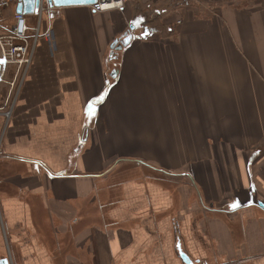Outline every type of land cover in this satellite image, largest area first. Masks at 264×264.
I'll list each match as a JSON object with an SVG mask.
<instances>
[{
    "label": "crops",
    "instance_id": "crops-1",
    "mask_svg": "<svg viewBox=\"0 0 264 264\" xmlns=\"http://www.w3.org/2000/svg\"><path fill=\"white\" fill-rule=\"evenodd\" d=\"M188 1L101 14L47 3L38 32L53 43L39 39L7 124L16 74L0 67V260L183 264L180 232L202 263L264 264V0ZM15 14L3 11L0 36ZM124 164L188 188L176 201L132 186L124 214L106 212L98 194Z\"/></svg>",
    "mask_w": 264,
    "mask_h": 264
},
{
    "label": "rangeland",
    "instance_id": "rangeland-1",
    "mask_svg": "<svg viewBox=\"0 0 264 264\" xmlns=\"http://www.w3.org/2000/svg\"><path fill=\"white\" fill-rule=\"evenodd\" d=\"M96 14H98V13H96ZM99 21L100 22H99L98 26L106 28L108 25L111 24L110 22H112L113 20L102 17V18H100ZM35 52H36V50H35ZM33 57H35V54L31 57L32 59H31L30 66L34 60ZM30 66L28 67V69L30 68ZM28 69L26 70L27 72L25 73V76L22 77V83H21L20 90L23 86L26 75L28 74ZM20 90L17 92H15V90H14L12 92L10 99L8 101V104H7V109H5V111L1 110V112H2L1 117H2L3 121H5V123L7 121H9L11 114H12L11 113L9 115V114H5V113H7V111H9L10 109L12 110L14 108V104H15V101L17 99L16 96L19 94ZM2 134H3V132H2ZM187 181L188 180L185 179V177L183 179H181V178L175 179V178H172L170 176H167L165 174H162L160 172H157V171L149 169V168H142V167L139 168L135 164H124V165L119 166V168H117L115 173H113V175L111 176L109 181H107L106 184L104 185L105 188L103 186L101 187L102 193L98 194L99 195L98 199H99V202L103 205L101 207L102 208L104 207L106 212L113 211L112 214H115V213H117V214L123 213L124 214V211L121 210L122 207H120L122 204L125 203V201L123 199V194H122L123 190L125 191L129 187L132 188V186H138V185L139 186H145L146 191L147 190L151 191L152 189H156L158 191L161 188V189H164V191H168L169 193H172L175 197V200L178 201L179 200L178 199V192L181 191L182 189L186 190V188H188V182ZM135 189H138V188H135ZM136 205H137V202H135V205H133V207H135ZM130 209H132V208H129L125 213L129 215ZM116 211H119L120 213L116 212ZM178 211H179V207L174 212L164 214V215L162 213V216L160 217L161 219L158 221V223L161 222L162 224L165 223V225H166L167 219H168L167 217H170V216L172 217V215L176 214ZM178 217L181 218L180 220H181V223L183 224V222H184L183 216H180L178 213ZM197 218L199 219V217H197ZM180 220L177 218L174 220V222L178 223ZM146 224H149L148 229H152V225H150V224H153L152 220H148V222ZM168 233H170V231H168ZM182 233L184 236V231H182ZM164 236H165V233L162 232V237L164 238ZM176 241H175L176 243H179L181 245V248H182L183 252L185 253V256H188L193 263H195V264H207V262H205V261H204L205 263L201 262V261H203V260H201V257L196 255L195 250H193L189 246L191 243H188L186 246V243H185L186 238H185V236L182 237L180 235V232L178 233V238ZM175 242H173L174 244H173L172 250L175 249ZM155 248L157 250L158 247L156 246Z\"/></svg>",
    "mask_w": 264,
    "mask_h": 264
},
{
    "label": "built area",
    "instance_id": "built-area-1",
    "mask_svg": "<svg viewBox=\"0 0 264 264\" xmlns=\"http://www.w3.org/2000/svg\"><path fill=\"white\" fill-rule=\"evenodd\" d=\"M49 0H38V12H37V26L30 28L27 25L25 16L22 14H15L12 21L13 26L11 33L7 35L0 36V67L2 71L6 69L7 66L15 67V80L11 83V93L8 96L6 105L10 99L12 92L20 90L22 77L25 76L26 70L30 66L31 57L35 54L36 44L40 38H44L49 45L53 43L52 33L47 32L46 34L39 35V24L42 14L49 10L46 7ZM177 2H182L187 4L188 0H174ZM22 0H0V17L3 11L9 9L10 7L17 6ZM128 0H95V3L91 4L89 7L94 13H105L111 11H120L124 8ZM180 22H177V25ZM32 33V38H28V34ZM13 110L7 111L5 114H11Z\"/></svg>",
    "mask_w": 264,
    "mask_h": 264
},
{
    "label": "water",
    "instance_id": "water-1",
    "mask_svg": "<svg viewBox=\"0 0 264 264\" xmlns=\"http://www.w3.org/2000/svg\"><path fill=\"white\" fill-rule=\"evenodd\" d=\"M95 3V0H49L48 6L54 7L56 9L58 8H66V7H83V6H89L91 4ZM38 0H22L21 3H19L16 8V14H22V15H32L36 14L38 12ZM148 34V30H144V34L142 35V38ZM131 37L128 33H126L123 38H119L117 40L113 41V44L111 45L110 49L112 53L114 54L115 51H120L122 48H125L129 45ZM262 209H264V206H261ZM177 250V256L179 257L180 261L183 264H195L191 261V259L188 256H185V253L183 252L181 245L178 243L176 246ZM7 259L0 260V264H8Z\"/></svg>",
    "mask_w": 264,
    "mask_h": 264
}]
</instances>
